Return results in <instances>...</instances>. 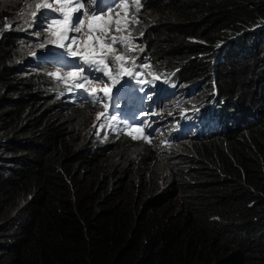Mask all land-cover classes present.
Masks as SVG:
<instances>
[{"label": "trees", "instance_id": "trees-1", "mask_svg": "<svg viewBox=\"0 0 264 264\" xmlns=\"http://www.w3.org/2000/svg\"><path fill=\"white\" fill-rule=\"evenodd\" d=\"M142 1L137 66L204 84L219 124L99 137L86 104L21 71L31 0H0V264H264V0Z\"/></svg>", "mask_w": 264, "mask_h": 264}, {"label": "clouds", "instance_id": "clouds-1", "mask_svg": "<svg viewBox=\"0 0 264 264\" xmlns=\"http://www.w3.org/2000/svg\"><path fill=\"white\" fill-rule=\"evenodd\" d=\"M37 2H43V0H31L29 3L24 2L21 4L22 11L17 10L20 11L18 12L20 17L15 23L16 27L14 29L20 34V43L22 44L21 55L19 57L21 58V71L24 73L32 71L45 73L49 77V80L53 82V92L58 99L78 105L86 104L88 108H90L89 105L91 104L98 106L107 117H116L115 120L119 127L115 135L128 132L126 129L122 128V126L142 128L143 131L140 135L147 136L148 139L155 141L159 145L183 142L186 140L187 134H202L207 132L212 125L218 123L219 114L218 111H214L215 102L213 100H208L211 92L207 90L204 84L196 87L195 82L183 83L181 87L177 88L178 83H169L170 81L168 82L159 76V79H153V76L150 74L152 71L149 70L148 67L142 69L137 66V60L139 59L138 55L140 53V33L136 32V26L140 24L138 12L143 8L144 3L142 0H139L138 11L136 0H123V3L127 5L125 9L132 15V17L128 19L139 20V23L131 25L130 35L128 33L124 36V39L130 42L128 47H131L132 51L129 53L128 47L122 46L120 52L122 54H128V60L125 64L126 67L131 68L132 61L134 60L136 65L134 71H139L143 74L141 78L145 83L140 84L137 83L136 80H132L131 83H125L124 81L129 78H121V84L113 88L110 94L111 99L107 100V107H105L104 103H94L92 97L85 93L83 89L69 91L68 89L75 85L72 78H69L68 83H65L64 79H58L57 76L50 75L51 73H58L59 76L63 78L68 71H73L75 69L73 68L72 58L65 54L63 49L47 44V33L42 29L45 27V19L49 18L48 10L41 9L40 12L42 14L35 18V25L29 27V23L33 19L31 13L36 11L35 4ZM111 3L112 0H102L101 6L103 7ZM91 6V0H87L85 8L91 10ZM118 10L120 9L116 11ZM20 13H23V15ZM53 15L55 14L53 13ZM26 21L28 23H25ZM117 35L120 36L119 34ZM42 42L46 44V47H39V44ZM32 53H35V55ZM75 79L79 82V78ZM94 82L97 86L92 87L97 89L96 95L102 96L103 93L100 89H102L104 85L98 84L97 82L99 81ZM104 82L107 81L105 80ZM180 84L181 83H179L178 86ZM88 88L90 90V87ZM174 95H177V103L183 99L189 98L193 106H187V110L180 114L174 113L176 109L168 110V104L171 102ZM179 108L181 107L177 109ZM178 115L180 116L178 117ZM171 117L174 119L171 126L167 127L166 125H162L166 118ZM92 118L93 115L91 119ZM97 135H99V137L105 136V138L114 136L110 133H106L104 136L103 134ZM0 150L3 151V149Z\"/></svg>", "mask_w": 264, "mask_h": 264}, {"label": "snow or ice", "instance_id": "snow-or-ice-1", "mask_svg": "<svg viewBox=\"0 0 264 264\" xmlns=\"http://www.w3.org/2000/svg\"><path fill=\"white\" fill-rule=\"evenodd\" d=\"M86 2L87 0H43V2H37L35 4L36 11L31 13L33 19L29 23V27L35 25V18L42 14L41 9L49 11V18L45 19V27L42 29L47 33V44L63 49L64 53L72 58L75 69L68 71L63 78L58 73H51L50 75L64 79L65 83H68L69 78H79V82L68 90L83 89L92 97L94 103H104L107 107V100L111 99L110 94L113 88L121 84V78H129L124 81L125 83H131L132 80H136L140 84L145 83L141 78L143 74L134 71L136 68L134 60L131 68L126 67L128 54H117L118 44L128 47L130 43L123 36L117 34L121 33L122 30L127 31L129 25L138 24L139 20L127 18L122 20L120 18V13L116 10L127 7L123 0H112L111 4L103 7L101 6L102 0H91V10L85 8ZM136 2L138 11L139 0ZM20 14L23 15V13ZM5 27L10 26L5 25ZM81 34L87 35L88 39L82 40ZM140 35L142 36L143 33L141 32ZM89 41L92 42L89 43ZM39 47L44 48L46 44L42 42ZM131 51L132 48L128 47V52ZM140 51L142 52L143 49L141 48ZM32 54L35 55V53ZM141 67H148V65H141ZM150 74L153 79H159L155 74ZM105 80L107 82H104ZM93 81L104 82L103 88L100 89L103 93L102 96L96 95L97 89L95 87H91L90 90L86 87V85H92ZM99 116L100 114L97 115V119ZM111 119L115 120L116 117L112 116ZM133 131L142 132L143 130L142 128H134ZM128 134L131 135V132ZM132 138L137 139L139 137L133 136ZM144 139L147 140L148 137L145 136Z\"/></svg>", "mask_w": 264, "mask_h": 264}, {"label": "rangeland", "instance_id": "rangeland-1", "mask_svg": "<svg viewBox=\"0 0 264 264\" xmlns=\"http://www.w3.org/2000/svg\"><path fill=\"white\" fill-rule=\"evenodd\" d=\"M4 12L6 14H4V16H7L9 10H4ZM117 12L120 13V18L123 20V19H128V18H131L132 15L124 8V9H120L118 10ZM125 13H127V16H125ZM18 16V15H17ZM10 17H11V12H10ZM136 17V15H135ZM131 31V25H129V28L127 31H121V33H119L120 36H125L127 35L128 33H130ZM81 39L82 40H87L88 39V36L85 35V34H81ZM92 41H89V43H91ZM117 48H118V52L117 54H122L120 51H121V48H122V45H117ZM113 71L115 72V69H113ZM75 83H77V79H73ZM98 84L100 85H104V82H97ZM92 86H97L95 84V82L93 81L92 85L88 86L87 87H92ZM177 101V95H174L173 99L171 100V102L168 104V110L170 109H176L174 111V113H178L180 114L181 112L187 110V106H193V103L192 101L187 98V99H183L181 100L180 102H176ZM184 106V107H183ZM89 109H90V112L92 113L93 115V118L89 120V130L94 132V134H103V136L106 134V133H110L111 135H115L118 131V123L116 120H112L111 118L107 117L103 111L98 108V106H95V105H89ZM178 107H181L179 109H177ZM83 113V111H82ZM100 114L99 116V119H97V115ZM180 115H178L179 117ZM174 121L173 117L171 118H166L165 121L162 123V125H166L167 127L171 126L172 125V122ZM230 121L232 122H241L242 121V114L241 113H236V114H233ZM122 128L126 129L128 132L125 133L126 135H128L131 140H134V141H137L139 142L140 140H145L144 137L145 136H141L140 133L141 132H137V131H133L134 128H131L129 126H122ZM131 132V135H129L128 133ZM133 136H136V137H139L137 139H133L132 137ZM156 138V137H155ZM147 140H150V139H147ZM115 143V141H114Z\"/></svg>", "mask_w": 264, "mask_h": 264}]
</instances>
